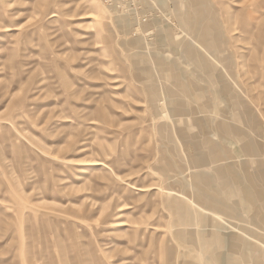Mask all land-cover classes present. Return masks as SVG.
Wrapping results in <instances>:
<instances>
[{
	"label": "rangeland",
	"instance_id": "obj_1",
	"mask_svg": "<svg viewBox=\"0 0 264 264\" xmlns=\"http://www.w3.org/2000/svg\"><path fill=\"white\" fill-rule=\"evenodd\" d=\"M0 0V264H264V0Z\"/></svg>",
	"mask_w": 264,
	"mask_h": 264
},
{
	"label": "built area",
	"instance_id": "obj_2",
	"mask_svg": "<svg viewBox=\"0 0 264 264\" xmlns=\"http://www.w3.org/2000/svg\"><path fill=\"white\" fill-rule=\"evenodd\" d=\"M113 5L121 9L123 12L131 14L139 23L148 20V14L144 9V1L142 0H110ZM152 3L151 0H148Z\"/></svg>",
	"mask_w": 264,
	"mask_h": 264
}]
</instances>
